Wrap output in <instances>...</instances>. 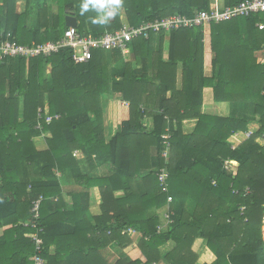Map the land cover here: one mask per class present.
<instances>
[{
	"label": "trees",
	"instance_id": "obj_1",
	"mask_svg": "<svg viewBox=\"0 0 264 264\" xmlns=\"http://www.w3.org/2000/svg\"><path fill=\"white\" fill-rule=\"evenodd\" d=\"M46 1L26 0L18 11L17 0H0V36L9 33L23 44L56 40L67 28V9H75L80 32L98 35L120 27L122 13L138 25L173 13L191 15L210 3L123 0L119 15L100 26L91 23L95 13L80 15V3L52 0L58 5L54 15ZM240 1L224 0L226 5ZM260 21L264 13L209 24L210 76L204 75L202 27L151 32L132 41L130 54L139 69L123 62L115 71V63L123 61L118 51H111L112 65L102 50L78 64L68 49L46 58H1L0 264H34L33 229L24 223L40 195L36 222L43 229L38 254L44 264H158L163 245L169 247L163 256L167 264H196L197 238L216 256L203 264H264ZM205 87L212 88L214 101L231 103L228 116L201 112ZM111 93L128 103V117L107 137L100 98ZM185 120H196L191 133L183 132ZM250 123L259 128L249 133ZM42 136L47 149L39 151L34 139ZM76 149L83 153L80 160L73 156ZM100 166L108 169L102 176L95 174ZM163 167L166 192L156 175ZM69 174L83 190L70 194L71 203L62 194ZM95 186L98 216L89 213L87 189ZM116 191L123 195L116 197ZM165 206L172 222L158 230ZM128 228L141 234L144 261L123 256L109 263L102 249L128 245L123 233Z\"/></svg>",
	"mask_w": 264,
	"mask_h": 264
},
{
	"label": "built area",
	"instance_id": "obj_2",
	"mask_svg": "<svg viewBox=\"0 0 264 264\" xmlns=\"http://www.w3.org/2000/svg\"><path fill=\"white\" fill-rule=\"evenodd\" d=\"M264 13V0H241L234 5L219 6L210 4L208 9H200L191 15L173 13L162 18H156L149 21H142L138 25H132L128 22H122L120 27L105 31L98 35L91 32H80L77 27H67L63 34L56 40H47L42 42H31L28 44L15 42L9 33L0 36V59L1 58H35L49 57L61 50L68 49L70 58L75 63L88 62L94 51H118L122 55H126L131 51L130 44L136 39H147L149 34L159 33L161 31L169 32L171 30L191 27H202L203 29L211 22H222L230 20L238 16H250L253 14ZM258 29H264V22L256 24ZM40 111V110H39ZM51 116H46V122L51 120ZM162 153L163 157L167 155L169 143ZM227 168V167H226ZM229 170L232 168L228 167ZM157 178L163 192L167 191V171L166 168H161L157 172ZM43 196L40 195L32 202V217L24 223L33 229L31 241L35 246L36 254L32 260L34 264H44V260L38 254L42 250V238L40 232L42 227L38 226L36 220L39 217V205ZM172 198L167 197V203L171 202ZM168 206V205H167ZM172 211L167 207L162 214L163 224L157 226L158 230L169 225L172 222ZM264 237V235H263Z\"/></svg>",
	"mask_w": 264,
	"mask_h": 264
},
{
	"label": "crops",
	"instance_id": "obj_3",
	"mask_svg": "<svg viewBox=\"0 0 264 264\" xmlns=\"http://www.w3.org/2000/svg\"><path fill=\"white\" fill-rule=\"evenodd\" d=\"M66 1H67V4H73V5L80 3V0H66ZM25 4H26V0H17L18 11L23 10ZM210 4H217L219 6L226 5L224 0H210L209 5ZM46 5L48 7H50L51 14H54V15L58 14L57 3L52 2V0H47ZM66 15H73L77 19L75 9L74 10H69V9L65 10L64 19H65ZM122 16L124 17V21H123ZM121 18H122V22L126 21L125 16L123 14H121ZM77 22H78V20H77ZM206 30H207V26L203 29V34H204L203 42L208 37L209 44H210L209 32L207 34ZM167 46H168V39L166 37L165 41H164V47H165L164 52L166 51ZM130 53H131V51L129 53H127L126 55L121 54L122 58H123V62L129 63L130 68H132V69H139L140 63L138 61L136 62L135 60H133V57L130 60H125V57L127 55H129ZM107 54L110 55V56L107 55V60L108 61L112 60L113 54L112 53L110 54L109 52H107ZM212 57H213V55H212L211 49L210 48L206 49L205 42H204V75L205 76H210V74H211V59H212ZM112 62H113V60L111 62H109V63H111L110 65H112ZM117 65L119 66V68L115 69V67ZM122 65H123V63L117 62V63H115V66L113 65L114 66L113 69L115 71H119L121 69ZM111 102H112V104H110ZM102 109H103V123H104V127H105L104 132H105V135L107 137H110L119 129L121 121L125 120L128 117V103L121 100V102L118 104L117 99L108 98L106 100L104 106H102ZM107 109H109L108 112H110V113H106ZM116 112L123 115V116L120 119V121L114 125L115 127H113V125H111L110 123H112L113 114ZM201 112L204 114H209V115L228 116L229 113L231 112V103L214 101L212 88L205 87L203 89V102H202V106H201ZM146 122L148 124H150L151 121L149 118H146ZM195 125H196V120H185L183 122V132L186 134L191 133L194 130ZM258 128H259V125L257 123H250L249 124V133L256 131ZM34 144H35L36 149L39 151L47 149V144H46L43 136L35 138ZM73 156L76 159L80 160L83 158V153L80 149H76L75 151H73ZM81 167L85 170V164H81ZM107 171H108L107 168L100 166L97 169V172H95V174L102 176ZM57 175L59 176L60 172H57ZM63 189H64V191L62 193L63 198H64V201L67 203H71V201H72V198L70 195L72 192L83 191L82 188L75 183L74 176H71L70 174L67 175V184L63 185ZM87 191L89 192V213L92 216H98L101 213L100 196H99L98 188L95 186V187H92L90 189H87ZM122 195H123L122 191H116L115 192L116 197H121ZM166 209H167V207L165 206L163 208V210L160 212L161 219H162L161 224L163 223L162 214L165 212ZM262 231H263V235H264V226L263 225H262ZM123 233L127 234V236L130 238V240H131L130 243L128 245H126L125 247H122V248L117 247V244H114V243L107 245L104 250L102 249L104 255L106 256L107 261L109 263H112L114 260H116L120 257H123V256L126 257V259H130V260L140 259V260L144 261V257L138 248L139 241L142 238L141 234L139 232L135 231L134 229H131V228L123 230ZM1 234H2V231L0 230V235ZM161 248H162V258L158 264H167L165 262L163 256H164L165 252H167L169 250V247L167 245H163ZM192 249L198 255L196 264L211 263L216 258V256L213 254V252L205 245V241L201 238L195 239V241L192 245ZM206 251H207V253H206Z\"/></svg>",
	"mask_w": 264,
	"mask_h": 264
},
{
	"label": "clouds",
	"instance_id": "obj_4",
	"mask_svg": "<svg viewBox=\"0 0 264 264\" xmlns=\"http://www.w3.org/2000/svg\"><path fill=\"white\" fill-rule=\"evenodd\" d=\"M123 6V0H80V15L93 12L95 15L90 17L91 23L104 26L108 25L119 15Z\"/></svg>",
	"mask_w": 264,
	"mask_h": 264
},
{
	"label": "rangeland",
	"instance_id": "obj_5",
	"mask_svg": "<svg viewBox=\"0 0 264 264\" xmlns=\"http://www.w3.org/2000/svg\"><path fill=\"white\" fill-rule=\"evenodd\" d=\"M123 14V13H122ZM124 15V14H123ZM122 18H123V21H124V17L122 16ZM208 32H209V25L207 26V30H206V33L208 34ZM205 46H206V49H209L210 47V44H209V40H208V37L205 39ZM110 54H111V52H109ZM108 56H110L109 54H107ZM106 55V56H107ZM131 59V54H129V55H127L126 57H125V60H130ZM112 60H109L108 62H111ZM121 63H123V61H121ZM111 64V63H110ZM117 68H119V66L117 65L116 67H115V69H117ZM117 96V97H116ZM108 98H113V99H117L118 100V104L121 102V100H120V98L118 97V95H113L112 93L110 94V95H108V96H105V95H103V96H101V103H102V106H104V104H105V102H106V100L108 99ZM110 104H112V102L110 103ZM109 104V105H110ZM123 110V109H122ZM109 111V109H107V112L106 113H110V112H108ZM112 113V112H111ZM122 116L123 115H121V114H119V113H114L113 114V120H112V123H110L111 125H113V127H115L114 125L115 124H117L119 121H120V119L122 118ZM114 123V124H113ZM263 219H264V216H263ZM264 221V220H263ZM264 223V222H263ZM263 226H264V224H263ZM194 243V242H193Z\"/></svg>",
	"mask_w": 264,
	"mask_h": 264
},
{
	"label": "water",
	"instance_id": "obj_6",
	"mask_svg": "<svg viewBox=\"0 0 264 264\" xmlns=\"http://www.w3.org/2000/svg\"><path fill=\"white\" fill-rule=\"evenodd\" d=\"M77 19L73 15L65 16V25L67 27H77Z\"/></svg>",
	"mask_w": 264,
	"mask_h": 264
},
{
	"label": "bare ground",
	"instance_id": "obj_7",
	"mask_svg": "<svg viewBox=\"0 0 264 264\" xmlns=\"http://www.w3.org/2000/svg\"><path fill=\"white\" fill-rule=\"evenodd\" d=\"M264 220V219H263ZM264 222V221H263Z\"/></svg>",
	"mask_w": 264,
	"mask_h": 264
}]
</instances>
